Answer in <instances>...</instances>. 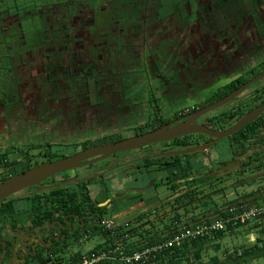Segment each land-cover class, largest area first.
<instances>
[{"label":"flooded vegetation","instance_id":"obj_1","mask_svg":"<svg viewBox=\"0 0 264 264\" xmlns=\"http://www.w3.org/2000/svg\"><path fill=\"white\" fill-rule=\"evenodd\" d=\"M62 1L65 6V0ZM97 1L104 10L111 9V14L83 13L87 1L79 3L82 11L74 13L72 20H66L67 16L56 13L54 8L50 9L44 17L49 28V46L44 50L38 47L30 50L25 44H18V40L24 38L22 21L33 12L11 13L5 4L19 6L23 2L0 0L3 5L0 39L4 32H13L9 43L13 58L9 64L14 69L11 75H15V83L13 80L3 84L2 88L7 91L16 85L21 94L19 103L14 106H5L0 98V114L5 115L7 124L0 127V183L39 164L116 142H96L110 134H120L118 139L128 138L179 119L184 121L187 115L203 108L193 103L198 96L238 67L264 57V0H255L252 6L258 17L249 13L242 18L234 17L231 0H170V11L168 0H108L105 5L102 0ZM194 8L197 16L191 21ZM34 14L31 17L37 22L38 14ZM237 75L229 82L243 74ZM260 82L259 86L250 87L234 101L209 114L217 111L216 115L220 116L228 111L235 115L246 99L254 108L264 104H258L264 101V80ZM225 85L218 86L215 93ZM187 101L192 103L176 112L171 120L160 118L162 105L168 111ZM146 102L152 105L148 117L145 116ZM207 115L196 123L217 130ZM12 117L16 119L15 124H10ZM138 119L146 121L133 124ZM238 119L234 116L222 125H230L228 129ZM130 125L134 126L135 132L128 130ZM263 132L264 127L251 140L245 154L218 171L217 179L220 177L221 181L217 184L231 180L233 184L238 183L255 173L252 169L259 171L264 166V154H252L253 149L261 148L256 142ZM199 135L204 134L114 154L54 175L41 185L3 200L0 202L3 215L0 217V264H68L82 254L81 247L98 235L105 236L108 244H124L132 241L134 235H130L136 229L145 231L157 227L167 230V226L174 224L172 229L181 230L188 227L194 217L202 218L204 212L211 217L234 208L233 201L224 202L220 207L217 204L218 209L212 205L204 210L196 208L199 207L194 204L196 200L182 203L180 197L194 188L189 186L171 191L172 194L160 199L153 207L160 209L158 216L144 214L136 221L130 218L123 223L114 222V225L110 222V226L102 216V209H118V195H127V199L138 197L142 201L158 190L154 188L156 181L143 183V172L147 169L136 163L155 159L153 156L160 152L199 146H186L180 141ZM176 140L179 142L175 143ZM34 148L37 149L35 154L31 152ZM249 153L252 155L247 159ZM186 155H182L180 163L191 162L197 154ZM174 163L173 160L154 165ZM229 168L237 169L223 175ZM116 185L121 187V193ZM227 185L225 188L229 187ZM212 191L223 197L220 188ZM234 200L239 202L238 205L262 202L264 187L258 186ZM141 201L138 205L145 207L148 204ZM188 205L195 209L190 207L188 213ZM141 214L138 212L134 216ZM177 215H181V223L174 221ZM99 250L93 249L90 253Z\"/></svg>","mask_w":264,"mask_h":264},{"label":"trees","instance_id":"obj_2","mask_svg":"<svg viewBox=\"0 0 264 264\" xmlns=\"http://www.w3.org/2000/svg\"><path fill=\"white\" fill-rule=\"evenodd\" d=\"M31 0H26L23 2V6H14L9 7L11 13H18L19 15H24L29 11H32L33 15L34 13L38 14V21L36 22L34 17H26L22 21V29L24 33V38L18 40V44H25L26 47L30 48V50H33L34 48L38 47L39 49H45L47 46H49V38H48V23L45 22V16L47 15L48 11L52 8L55 9L56 13H63L67 16L66 20H72V17L74 16V13H80L82 11V8L79 6V3L82 1H87L86 8L83 9V13H103V14H111V9L104 10L101 6V4L98 5L97 0H65V6H63L62 0H33V4H29ZM106 1L108 0H102V4L105 5ZM249 1H251V5L249 4ZM255 4V0H231V6L234 9V17L242 18L244 15H248L249 13H253L255 16H259V14L252 11V6ZM3 7L2 4H0V9ZM49 8L48 10H46ZM104 8H106L104 6ZM16 9V10H15ZM63 9L65 12H63ZM101 11V12H100ZM2 11L0 10V25L2 21ZM22 17V16H21ZM44 19H43V18ZM23 18V17H22ZM44 20V21H43ZM36 24V27H33L34 23ZM69 23V22H64ZM63 24V23H62ZM3 39V40H2ZM4 37L0 39V44L2 45V42L4 41ZM11 41V38L7 42L6 46L7 49L5 51L8 52L6 55H0V67L2 68V63L4 62L3 59H7L9 63L12 62L13 53L12 49L9 46V43ZM264 70V66H263ZM255 69L251 70V72H254ZM255 75V74H254ZM250 78H246L245 76H240L237 79L229 82L224 87L219 89L213 97H211L206 104L213 103L219 99H221L223 96L228 95L229 92L235 90L240 85L247 82ZM15 83V80H14ZM261 84V82L256 83L251 88L257 87ZM18 87V86H17ZM15 86L9 87L7 91L5 89H0V98L3 100L2 102L5 104V106H14L17 105L21 99L20 90ZM264 89V88H263ZM2 93V94H1ZM250 100L246 99L245 102H243V106L236 110V114L233 115L232 112H222L220 116L212 113L207 115L209 121L214 124L217 127V130H225L227 127L222 125V122L226 121L227 119L233 118L234 116H237V118H241L243 115H245L249 110H251L254 107H251L249 104ZM264 103V101H259L258 104ZM233 115V116H232ZM154 121V120H153ZM157 121L158 118H157ZM153 124V122H152ZM264 127V114L261 115L260 119L255 121L254 123L248 125L246 128L239 131L237 134L230 137V140H233L230 144L231 147V155L232 156V162L238 158V156H241L246 153L247 149L251 146V140L256 137L258 131ZM213 128V127H212ZM212 140L209 136L206 135H199L198 137L192 136L189 137L187 140L181 139L180 141L182 143H185L186 146H196L200 145L203 142H208ZM175 143L179 142L178 140L174 141ZM213 149V148H212ZM211 149V151H212ZM209 152H198L195 155L196 157L189 163L182 164L180 163V160L183 158V156H177V157H167L164 158L163 161H176L174 164H170L169 166H163V165H154L155 163H162L163 161L161 159H145V161H141L136 163L137 166L141 168H145L143 173V183L147 184L148 182H155L153 180V176L150 177V172L155 169H164L169 170V175L164 176L159 181L155 182L154 188H162L161 186H164L163 188L168 191H178L181 187H189L193 186L191 190L188 191L187 194H183L180 197V200L182 203H185L187 200H196L197 202L194 204H198L196 207L198 209H208L211 208L209 206H206L203 208V206H200V202L205 197V191H199V187L204 186L205 184L210 183V185H213L215 181H221V178L218 177L219 173L218 171L221 168H216L215 166H211L212 158H210ZM192 155H186V157H189ZM201 156V157H199ZM202 157L204 159H202ZM170 159V160H169ZM180 163V164H179ZM231 163V162H230ZM203 167V168H200ZM200 169V170H199ZM210 174V175H207ZM216 176V178L214 177ZM176 180H182L179 183H174ZM143 184V185H144ZM246 193V192H245ZM203 196V197H201ZM205 201H207L205 199ZM206 203V202H205ZM212 204H215L216 209H218L217 204L212 201ZM234 208H228V210H225L223 212H219V216L216 218H222L234 215L235 213H239L242 211H245L251 207L257 206L264 208V200L262 202L253 203V204H246V205H238L239 202L236 200H233L232 203ZM192 205H188V213L189 209H191ZM193 208V207H192ZM195 209V208H193ZM235 209V210H232ZM158 212L160 209H156ZM2 212H0V217H3L1 215ZM151 216L153 214H150ZM202 218L194 217L190 222L188 227H184L181 230H174L172 229L173 225L167 226V230H159L156 229L157 227L149 228L145 231H139L136 229L133 233H131L130 236H133L136 238L135 241H126L123 244V249L128 253H134L149 247H153L157 244L167 242L174 233L179 231H184L186 228H194L197 227L199 224L202 223H210L216 218H210L205 215V212L201 214ZM182 217H185V214L182 215ZM181 215H177L174 218V221L180 222L182 221ZM253 223H256V225L253 227ZM121 233V232H120ZM243 235L244 238L240 239V236ZM226 236H230V239L225 240ZM251 236H254L253 241H249ZM248 241L250 243H248ZM109 246L107 244L106 246L101 247L100 249L106 250V248ZM82 254L78 256L77 259L71 261L68 264H78L81 260ZM264 257V215H258L253 220L248 221L246 223H238L235 226L229 225L225 230L217 231L212 233L211 235H206L203 237H197V238H191L186 239L182 242H180L177 245L169 247L167 250L157 254V256L153 259H151L146 264H248L250 261H253L255 259ZM109 261H103L101 264H108Z\"/></svg>","mask_w":264,"mask_h":264},{"label":"rangeland","instance_id":"obj_3","mask_svg":"<svg viewBox=\"0 0 264 264\" xmlns=\"http://www.w3.org/2000/svg\"><path fill=\"white\" fill-rule=\"evenodd\" d=\"M24 0H19V2H23ZM168 11H170L171 7H172V1L168 0ZM33 4V0H31L29 2L28 5ZM5 8L6 7H14V5L12 3H7L4 5ZM20 7L23 6V4L19 5ZM197 13H196V9L194 8V13L190 16V20H194L196 19ZM36 21V20H35ZM36 22L33 24V27H36ZM23 25V24H22ZM12 31H7L4 32L3 37H5L4 41L2 42V45L0 44V55H6V53L8 54L7 51H5V49H7V42L9 41L11 35H12ZM3 63H2V68L0 67V89H2V87H4L3 84H9L10 82H13L15 75L12 76L11 74H13V67L9 64V61L7 59H3ZM263 66H264V57H262L261 59H257L255 62L249 64V65H242L240 67H238L236 69V71H234L233 73H230L228 76L224 77L223 80L216 82V86H214L212 89L210 88L207 92H205L204 94H201L200 96H198L196 98L197 101H193L194 104L197 105H201L202 107L206 106L205 103H207V98H211V96L213 95V93H215V91L217 90L218 86H223L225 84H227L230 80L232 76H235L237 74H243V76H245L246 78H252L254 76H256L257 74L261 73L263 71ZM251 69H255L254 72H251ZM255 74V75H254ZM238 76V75H237ZM235 76V77H237ZM233 77V78H235ZM190 103H192V101H187V102H180L178 104H176L172 109L165 111L163 109V105L162 108L160 109V118L163 121H169L172 119V117L174 116V114L182 109H184L185 107H187ZM161 105V104H160ZM145 116H149L152 112V105L149 102H146L145 104ZM15 120L13 117L10 120V124H15ZM146 121L145 119H138L135 120L133 122V124H136L138 122H143ZM128 130H131L134 128L133 125L128 126ZM134 132L136 131V129H133ZM132 134V132H131ZM134 136V135H132ZM120 137V134L116 133V134H110L108 135L106 138H102L100 140H97L96 142H98V144H100L102 141L107 140L108 142L110 141H116L117 139ZM127 138V136H123L120 139H118V141ZM233 140H230L229 138L222 140L219 144H217L215 147H213L212 151L211 149L209 151H211L210 153V158H212L211 161V166H215L216 168H221L220 170H223L225 167L230 165V162L232 160V156L231 153L232 151L230 150V144ZM104 143V142H103ZM163 148L166 147V149L168 150L169 147L163 145ZM172 150V149H170ZM175 151V150H172ZM179 151V150H176ZM208 151V152H209ZM33 154H35L37 152V149L34 148L31 151ZM201 157V156H199ZM155 159H161L163 161L164 158H155ZM202 159H204L202 157ZM170 160V159H169ZM200 168H203L200 166ZM237 168H233L229 170H226L223 172V175L226 172H231L232 170H236ZM200 170V169H199ZM256 169H252L251 172H255L252 175H247V177H245L244 179H242L240 182H236L235 184L231 183L233 182L228 181V182H224L223 184H217V181L214 182V184H216L217 186H215L213 189H211L210 183L205 184L204 186L199 187V191L204 190L206 193V197L203 198V200L200 202V206H203V208H205L206 206H210L212 205L214 207L215 204H212V201H214L216 204H218V206H222V203L224 202H229L231 203L234 199L238 198L240 195L244 194L245 192H250L252 190H255L256 187L260 186V187H264V166H262L260 168L259 171H257ZM150 177L153 176V180L154 181H159V179H161L164 176H168L169 175V170H160V169H155L153 171L150 172ZM220 174V173H219ZM250 174V173H248ZM210 175V174H207ZM259 175V176H258ZM152 178V177H151ZM252 178V179H250ZM142 180V178H141ZM213 184V185H214ZM229 184L228 188L227 187ZM128 186V185H127ZM116 187L118 188V191L121 193V187H119L118 185H116ZM162 188H158V190H155L154 193L152 195H150L149 198L143 199L142 201L136 197V198H130L127 199L128 196L127 195H118L117 198V203H118V209H102V216L104 218L105 221L107 222H113L112 225H114V222L118 223L119 221L121 223H123L124 221L128 220L131 218V220L133 219L134 221H136V219H140V217L144 214H153V215H160V211L158 212L156 209H154L153 207L156 206L159 202L160 199H165L167 196H169L170 194H172L171 191L165 190L163 187ZM222 187V189H221ZM218 188H220V193H222V196H218V194H215L214 191L212 190H217ZM129 196H131L129 194ZM205 199L207 201H205ZM141 201L142 204H147L148 206L151 205L150 207H148L147 209H145V207L138 205V202ZM206 202V203H205ZM245 205V204H244ZM198 209V208H197ZM142 211H144L145 213H143ZM142 212V214L140 216H134L137 213ZM201 211H199L200 213ZM221 212V211H220ZM215 215L212 214L211 217H218L219 216V212L218 213H214ZM131 215V216H130ZM129 216V217H127ZM134 216V218H133ZM27 217V215L25 216V218ZM210 217V218H211ZM256 225V223H253V227ZM251 236L249 241H253L254 237ZM244 236L241 235L240 239H243ZM230 239V236H226L225 240ZM132 241H135L136 238H131ZM248 241V243H250ZM108 244L107 239L105 238V236L102 235H98L95 237V239L89 243H87L85 246L81 247V253L82 255L84 254H90V252L93 249H97V248H101L103 246H106ZM108 264H122V263H118V262H110ZM248 264H264V257L255 259L253 261H250Z\"/></svg>","mask_w":264,"mask_h":264},{"label":"water","instance_id":"obj_4","mask_svg":"<svg viewBox=\"0 0 264 264\" xmlns=\"http://www.w3.org/2000/svg\"><path fill=\"white\" fill-rule=\"evenodd\" d=\"M262 80H264V71L252 77L222 99L215 101L192 114L187 115L184 121L179 119L168 124H164L157 129L128 137L114 143L89 148L74 156L45 162L24 172L16 174L0 183V202L25 189L41 185L42 182L54 175L80 168L86 164L94 163L98 160H104L114 154L141 150L158 143H166L193 134H204L213 138L214 140L210 143L201 144L186 150L160 152L153 156V158L176 157L203 151L208 152L212 147L219 144L222 140L232 137L242 129L246 128L248 125L257 121L261 115L264 114V104L247 112L245 115L239 118L235 124L226 130H215L205 125L198 124L196 121L201 117L215 111L216 109L226 106L228 103L234 101L237 97L247 91L250 87ZM263 150L264 148H261L258 152ZM252 154L249 153L247 155V159ZM93 157H97V159L89 162L86 161L92 159Z\"/></svg>","mask_w":264,"mask_h":264},{"label":"built area","instance_id":"obj_5","mask_svg":"<svg viewBox=\"0 0 264 264\" xmlns=\"http://www.w3.org/2000/svg\"><path fill=\"white\" fill-rule=\"evenodd\" d=\"M258 215H264V208L254 206L231 216L219 219L216 218L210 223H202L194 228H186L184 231L174 233L175 235H173V237L167 242L134 253L126 252L121 243H112L109 244L106 250L102 249L88 255H83L78 264H100L103 261L118 262L122 264H146L151 259L155 258L157 254L186 239L211 235L214 232L225 230L229 225L235 226L238 223L251 221ZM106 224L108 226L111 225L110 222Z\"/></svg>","mask_w":264,"mask_h":264},{"label":"crops","instance_id":"obj_6","mask_svg":"<svg viewBox=\"0 0 264 264\" xmlns=\"http://www.w3.org/2000/svg\"><path fill=\"white\" fill-rule=\"evenodd\" d=\"M4 120H5V115L0 114V127L7 125ZM256 143H260V145H261L260 147L264 148V132H263L262 138H260ZM261 148L253 149L254 153H256V155L264 154V151L258 152Z\"/></svg>","mask_w":264,"mask_h":264}]
</instances>
